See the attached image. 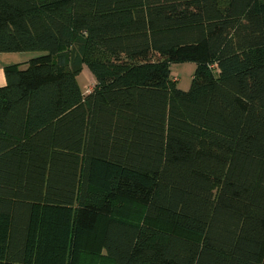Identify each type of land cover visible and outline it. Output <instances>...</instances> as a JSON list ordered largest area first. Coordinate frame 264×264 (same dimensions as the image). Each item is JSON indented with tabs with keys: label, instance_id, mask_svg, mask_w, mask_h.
Segmentation results:
<instances>
[{
	"label": "trees",
	"instance_id": "trees-1",
	"mask_svg": "<svg viewBox=\"0 0 264 264\" xmlns=\"http://www.w3.org/2000/svg\"><path fill=\"white\" fill-rule=\"evenodd\" d=\"M23 52L0 264H264V0H0V53Z\"/></svg>",
	"mask_w": 264,
	"mask_h": 264
},
{
	"label": "rangeland",
	"instance_id": "rangeland-1",
	"mask_svg": "<svg viewBox=\"0 0 264 264\" xmlns=\"http://www.w3.org/2000/svg\"><path fill=\"white\" fill-rule=\"evenodd\" d=\"M40 55H42L41 52L0 53V65H3L4 67L5 65L22 64V67L24 68L25 62ZM195 67L196 66L193 63L170 65L171 77L175 80L178 89L182 91H187L189 89ZM214 74H216V71H214ZM75 79L81 93L89 91L94 83L91 75L85 67Z\"/></svg>",
	"mask_w": 264,
	"mask_h": 264
},
{
	"label": "crops",
	"instance_id": "crops-1",
	"mask_svg": "<svg viewBox=\"0 0 264 264\" xmlns=\"http://www.w3.org/2000/svg\"><path fill=\"white\" fill-rule=\"evenodd\" d=\"M2 68H3V65H0V86H2L4 84V77H3V73H2Z\"/></svg>",
	"mask_w": 264,
	"mask_h": 264
}]
</instances>
